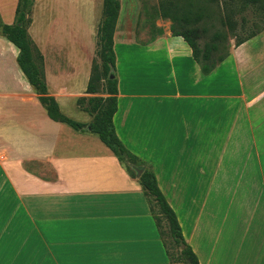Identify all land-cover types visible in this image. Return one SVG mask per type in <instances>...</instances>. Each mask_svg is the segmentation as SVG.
Returning a JSON list of instances; mask_svg holds the SVG:
<instances>
[{
	"label": "crops",
	"instance_id": "crops-1",
	"mask_svg": "<svg viewBox=\"0 0 264 264\" xmlns=\"http://www.w3.org/2000/svg\"><path fill=\"white\" fill-rule=\"evenodd\" d=\"M19 1L0 0L4 23ZM127 1L114 38L118 137L155 172L200 264H264V31L204 75L171 25L151 43L122 33L138 21ZM103 2L35 1L29 34L65 115L88 114L77 101L95 96L89 68L77 85L72 63L86 38L95 47ZM19 52L0 35V264H172L138 178L97 135L48 116ZM41 164L54 178L30 169Z\"/></svg>",
	"mask_w": 264,
	"mask_h": 264
},
{
	"label": "trees",
	"instance_id": "trees-1",
	"mask_svg": "<svg viewBox=\"0 0 264 264\" xmlns=\"http://www.w3.org/2000/svg\"><path fill=\"white\" fill-rule=\"evenodd\" d=\"M36 0H20L16 11V23L8 25L3 22L0 14V35L7 38L19 49L17 63L26 76L28 82L35 90L38 99L45 107L48 116L60 123H64L76 131H90L97 135L100 140L117 156L121 164L126 168L128 173L138 178L146 199L150 205L151 212L158 224V215L153 208V201L159 206L161 216L168 222L170 234L176 244L182 247V255L188 264H200V261L193 249L185 241L181 225L174 209L170 206L164 193L159 187L158 179L153 169L138 156L134 155L121 141L116 133L114 126V116L118 110V79H112L116 69V53L114 50V38L120 17L121 3L120 0H104L103 2V20L98 27L97 41L99 46V58L101 64L95 62L92 68L90 80L87 87V94L97 95L100 91L104 92L105 97H83L77 101L78 106L84 112L90 114L93 118L90 124L76 121L66 116L59 106L56 98L49 94L48 86L43 70L37 65L34 56L35 44L29 34V27L32 24L31 14ZM204 1V0H203ZM218 3V0H211ZM239 2L238 8L227 10L224 24L228 25L231 31H235L237 24L233 21V16L237 12H242L248 5L260 3L259 9L264 13V4L262 0H230ZM195 2V3H194ZM197 2L187 0V8L180 6L178 0H161L158 7L145 5L144 14L146 21L142 23L145 27L150 20L152 31L156 34L148 43L155 41L164 34V29L158 27L155 23L157 19H168L171 21V32L174 36L183 37L193 51L195 61L200 65L204 75H210L217 67L222 64L230 55L224 57H215L219 50V43L222 33L217 32L213 41L201 45V29L190 27L191 25L202 22L206 18L207 8L202 5L197 11ZM228 6V5H227ZM230 7V6H228ZM258 33H252L247 38L238 40L236 47L242 45L248 40L254 38ZM87 103V107L83 106ZM138 169L143 173L138 177ZM161 232V231H160ZM162 234V233H161ZM171 259V257H170ZM172 261V260H171ZM173 264V262H172Z\"/></svg>",
	"mask_w": 264,
	"mask_h": 264
},
{
	"label": "rangeland",
	"instance_id": "rangeland-1",
	"mask_svg": "<svg viewBox=\"0 0 264 264\" xmlns=\"http://www.w3.org/2000/svg\"><path fill=\"white\" fill-rule=\"evenodd\" d=\"M65 1V0H64ZM76 1V0H71V2ZM161 0H133L136 6V18L138 21L137 23L133 25H128L127 23L123 24L121 27V32L124 34H128L129 38L137 40L139 43H146L147 41H150L153 37L156 36V34L152 31L151 24L153 23V20H150L149 23L143 27L141 24L146 21V15L144 14L143 10L145 5H149L150 7H158L159 3ZM194 1V0H193ZM197 2V11L200 10L199 7L202 5L206 6L207 8V13H206V18L197 24L191 25L190 27H198L201 29V38L199 40L200 44L203 46L207 43L212 42L214 35L217 32L222 33V38L219 43L220 47L217 53L215 54V57L218 59L219 57H224L226 55H230L231 51L235 48L236 42L238 40L247 38L249 35L252 33H258L259 31L264 29V13L259 9L260 3L256 5H248L244 8L242 12H237L233 16V21L234 23L237 24L236 30L233 32L229 28L228 25L224 24V20L226 19V13L227 10H231L232 8H238L240 6L239 2H231L230 0H218V3H213L211 0H195ZM66 2H70V0H66ZM126 2L128 3L127 0H120V3H125L126 7ZM195 3V2H194ZM264 4V0L262 2ZM130 4V1H129ZM178 4L180 6H183L184 8H187V0H178ZM128 5V4H127ZM230 7H228V6ZM33 13V12H32ZM31 19L32 14H31ZM102 20H103V10H102ZM159 21V23H158ZM102 22V21H101ZM156 25L158 27H162L163 29L167 26H170L172 23L168 19H157L155 21ZM32 25V24H31ZM30 25V26H31ZM30 28V27H29ZM84 48L83 49V59L80 61L76 56L73 57V67L79 66L80 69L83 68L84 71H75L72 73V77L74 80H76L77 85L83 82V78L86 76L85 68H89V74L91 76L92 68L95 62L101 64V60L99 58V46H98V41L96 39L95 42V47H92L91 45V40L90 39H85L84 40ZM34 56H35V61L37 65L40 66V68L43 70L45 74V79L46 83L50 84L53 88V82L51 80V75L48 73V69L46 67V58L42 55V53L39 51L37 46L34 48ZM59 61L63 62V59H60ZM50 58L48 59V65L50 64ZM47 84V86H48ZM98 97H105L104 92L100 91L99 94L95 95ZM94 96V97H95ZM83 98V97H81ZM87 99L91 97H85ZM84 107H87V103L83 105ZM64 111L66 115L76 121H80L81 117H84L86 119L87 117L93 118L90 114H82L79 112L78 108L75 107H68L64 105ZM37 169V170H42L46 173V175L49 178H54L55 174L54 171L43 164L33 166L30 165V169ZM142 169H138L141 171ZM153 208L156 212V215H158V224H159V229L162 233V238L164 239L166 246L168 248L169 255L171 257V260L173 264H188L185 258L182 255V247L176 244L175 240L172 238L170 234V228L168 222L161 216L160 211H159V206L155 201L152 203Z\"/></svg>",
	"mask_w": 264,
	"mask_h": 264
},
{
	"label": "water",
	"instance_id": "water-1",
	"mask_svg": "<svg viewBox=\"0 0 264 264\" xmlns=\"http://www.w3.org/2000/svg\"><path fill=\"white\" fill-rule=\"evenodd\" d=\"M111 78L114 79V76H112ZM142 173H143V170L139 171L138 177H140Z\"/></svg>",
	"mask_w": 264,
	"mask_h": 264
}]
</instances>
